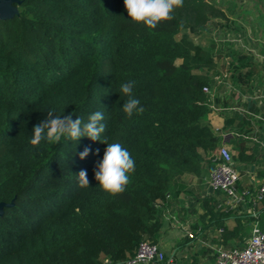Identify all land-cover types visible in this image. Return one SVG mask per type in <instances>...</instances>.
I'll list each match as a JSON object with an SVG mask.
<instances>
[{"label":"trees","instance_id":"1","mask_svg":"<svg viewBox=\"0 0 264 264\" xmlns=\"http://www.w3.org/2000/svg\"><path fill=\"white\" fill-rule=\"evenodd\" d=\"M17 1V14L0 21V203L13 204L0 216V264H127L142 241L158 244L160 202L172 188L184 176L205 183L214 167L206 156L218 155L222 138L203 89L218 74L215 43L195 36L229 19L214 0H183L155 28L133 22L123 0ZM129 81L145 109L132 117L119 90ZM48 111L82 122L104 113L101 139L121 143L135 161L122 193L94 179L107 147L99 140L30 143ZM239 119L228 116L226 128ZM85 147L91 152L80 159ZM81 169L87 188L78 186Z\"/></svg>","mask_w":264,"mask_h":264},{"label":"crops","instance_id":"2","mask_svg":"<svg viewBox=\"0 0 264 264\" xmlns=\"http://www.w3.org/2000/svg\"><path fill=\"white\" fill-rule=\"evenodd\" d=\"M214 2L228 24L215 19L195 36L202 46L215 43L218 74L209 120L240 171L239 191L250 195L228 216H217L219 208H226V196L195 177H182L167 200L160 202L163 226L158 244L168 264H214L218 249L245 248L264 209L263 202H254L264 186V0ZM233 113L240 119L226 128V118ZM189 234L193 238L186 243ZM180 243L186 244L177 249Z\"/></svg>","mask_w":264,"mask_h":264},{"label":"clouds","instance_id":"3","mask_svg":"<svg viewBox=\"0 0 264 264\" xmlns=\"http://www.w3.org/2000/svg\"><path fill=\"white\" fill-rule=\"evenodd\" d=\"M123 3L128 17L148 28H155L162 21L173 19L174 10L183 6V0H123ZM134 86L135 82L129 81L121 84L119 89L129 97L123 104V111L128 117L145 111L139 99L132 95ZM104 119V113L100 111L90 114L87 122H82L79 117L73 119L72 114L60 116L48 111L47 116L33 126L30 143L38 146L43 140L59 143L62 138L79 141L82 137H88L92 141L99 140L106 144L102 159L95 163L93 175L103 191L116 195L122 193L130 182L129 174L135 171V161L121 143L109 142L107 137L101 139L106 131ZM90 152L91 149L85 147L79 153L80 159H85ZM96 154L99 155V149ZM77 178L79 187L87 188L91 185L87 170L81 169Z\"/></svg>","mask_w":264,"mask_h":264},{"label":"built area","instance_id":"4","mask_svg":"<svg viewBox=\"0 0 264 264\" xmlns=\"http://www.w3.org/2000/svg\"><path fill=\"white\" fill-rule=\"evenodd\" d=\"M203 91L211 96L213 103L214 85L204 87ZM213 162L214 167L208 177L207 185L212 192L224 194L225 205L230 210L235 209L243 204L250 194L239 191L240 171L234 163L230 149L221 146ZM263 200L264 186L257 192L254 202ZM188 236L193 238L192 234ZM127 264H168V257L159 244L144 240L139 244L135 256ZM214 264H264V232L259 225L256 224L253 227L252 236L245 248L218 249Z\"/></svg>","mask_w":264,"mask_h":264},{"label":"water","instance_id":"5","mask_svg":"<svg viewBox=\"0 0 264 264\" xmlns=\"http://www.w3.org/2000/svg\"><path fill=\"white\" fill-rule=\"evenodd\" d=\"M17 0H0V21L9 20L17 14L14 4ZM13 204L0 203V216L4 214V209Z\"/></svg>","mask_w":264,"mask_h":264},{"label":"rangeland","instance_id":"6","mask_svg":"<svg viewBox=\"0 0 264 264\" xmlns=\"http://www.w3.org/2000/svg\"><path fill=\"white\" fill-rule=\"evenodd\" d=\"M180 64H181V61H177V62H176V65H180ZM216 156H217V153L215 152V153H208L206 157L209 158V159H210V158L212 159V158H214V157H216ZM207 180H208V178H207ZM198 182H199V181H198ZM206 182H207V181H206Z\"/></svg>","mask_w":264,"mask_h":264}]
</instances>
